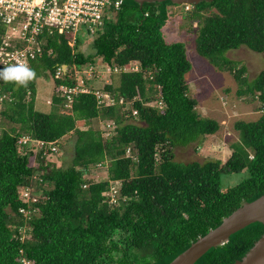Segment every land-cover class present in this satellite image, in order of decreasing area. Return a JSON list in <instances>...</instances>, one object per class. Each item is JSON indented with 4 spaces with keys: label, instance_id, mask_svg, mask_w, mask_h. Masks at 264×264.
Masks as SVG:
<instances>
[{
    "label": "trees",
    "instance_id": "obj_1",
    "mask_svg": "<svg viewBox=\"0 0 264 264\" xmlns=\"http://www.w3.org/2000/svg\"><path fill=\"white\" fill-rule=\"evenodd\" d=\"M174 6L123 1L90 44L92 54L54 34L30 65L36 79L27 86L0 81V99L8 96L1 114L18 126L0 134V264H169L244 203L264 195V71L249 81L246 68L225 57L241 47L264 56V0L202 2L189 16L199 26L197 54L232 75L239 97L261 105L258 120L235 123L240 141L224 163L175 161V148L214 135L219 124L196 112L185 80L191 64L184 43L165 40ZM96 58L112 73L120 70L117 86L102 91L114 105L99 106L93 93H78L67 109L55 88L51 113L35 110L38 78L74 87L75 79H56V71L93 66ZM100 120L115 125L108 138L91 125ZM70 134L76 140L66 168L47 161L54 154L48 149L34 152L31 143H19L28 137L60 147ZM97 167L106 169L105 179L91 177ZM243 171L242 182L222 188V175ZM115 184L117 203L111 205L103 194ZM26 189L40 192L36 203L21 200ZM263 233V224H251L195 264H234Z\"/></svg>",
    "mask_w": 264,
    "mask_h": 264
},
{
    "label": "rangeland",
    "instance_id": "obj_2",
    "mask_svg": "<svg viewBox=\"0 0 264 264\" xmlns=\"http://www.w3.org/2000/svg\"><path fill=\"white\" fill-rule=\"evenodd\" d=\"M170 17L163 29L165 40L168 43L182 42L185 46L186 56L191 64V70L185 75L186 83L189 87V95L197 101L196 112L200 117L215 120L219 124V130L212 136L205 137L200 142H195L187 147H177L174 149L175 161L178 163L199 162L207 160H218L224 163L231 154L230 146L240 141L239 133L234 125L238 121L253 122L262 115L261 105L252 97H239L237 94L238 86L232 75L227 71H220L212 66L206 59L199 56L196 52L195 40L198 31V22L191 21L189 16L192 6L177 5L169 7ZM204 17L209 13H203ZM85 33L81 37L84 39ZM91 43L82 44L81 49L86 55L92 54ZM225 57L235 63L237 67H245V77L251 81L258 74L264 71V56L255 53L246 47L228 52ZM107 66L101 63L99 58L95 59V64L84 65L78 71L65 69L63 73L69 78H73L79 83L84 80L89 89L102 92L108 85L117 86L118 73L107 72ZM54 79L50 76L41 77L36 80L35 110L50 114L52 111L51 98L55 93ZM8 96L0 99V134L11 132L12 128L18 126L9 123L1 114L4 110V100ZM28 99V97H27ZM152 103L151 105H153ZM108 121H93L92 126L101 130L105 138L109 137L106 124ZM83 123L78 126L84 129ZM76 137L74 134L66 136L57 153L47 156V161L56 167L66 168L73 156ZM35 159H30V166L35 167ZM108 166V165H107ZM94 180L105 179L107 171L105 168L97 167L91 171ZM40 172H36L38 177ZM247 177V172L234 174H224L221 177L222 188L227 189L236 186ZM34 193V192H33ZM40 197V192L34 193Z\"/></svg>",
    "mask_w": 264,
    "mask_h": 264
},
{
    "label": "built area",
    "instance_id": "obj_3",
    "mask_svg": "<svg viewBox=\"0 0 264 264\" xmlns=\"http://www.w3.org/2000/svg\"><path fill=\"white\" fill-rule=\"evenodd\" d=\"M122 3V0H0V68L19 62L30 66L39 60L43 54V46L54 34L65 37L71 47L92 43L103 31L106 21L113 19ZM82 33H85L84 39L81 37ZM107 68V72H111ZM64 70L65 66L60 67L55 78H64ZM119 71L114 70L117 73ZM56 92L65 98L67 109L71 108L73 98L78 93H93L99 106L114 105L109 94L87 88L84 80L74 87L58 85ZM133 115H136L135 111ZM114 129V124H106L105 130H108L109 135ZM19 143H31L34 152L48 149L51 153H57L59 148L58 144H45L28 137L22 138ZM20 192L23 202H37L39 196H34L33 191L26 189ZM117 194L118 184H115L103 195L114 205L117 203ZM21 212L26 213L25 210Z\"/></svg>",
    "mask_w": 264,
    "mask_h": 264
},
{
    "label": "water",
    "instance_id": "obj_4",
    "mask_svg": "<svg viewBox=\"0 0 264 264\" xmlns=\"http://www.w3.org/2000/svg\"><path fill=\"white\" fill-rule=\"evenodd\" d=\"M126 1V0H122ZM140 7L144 3L171 2L174 5L196 6L202 2L214 0H132ZM67 67L65 66V69ZM254 223L264 225V195L252 202L244 203L240 208L224 218L221 224L206 235L192 243L189 248L178 255L169 264H195L210 249L225 245L230 237ZM234 264H264V233L247 254Z\"/></svg>",
    "mask_w": 264,
    "mask_h": 264
},
{
    "label": "clouds",
    "instance_id": "obj_5",
    "mask_svg": "<svg viewBox=\"0 0 264 264\" xmlns=\"http://www.w3.org/2000/svg\"><path fill=\"white\" fill-rule=\"evenodd\" d=\"M37 78V72L25 62L12 63L0 68V81L12 83L16 86H27Z\"/></svg>",
    "mask_w": 264,
    "mask_h": 264
},
{
    "label": "crops",
    "instance_id": "obj_6",
    "mask_svg": "<svg viewBox=\"0 0 264 264\" xmlns=\"http://www.w3.org/2000/svg\"><path fill=\"white\" fill-rule=\"evenodd\" d=\"M92 178H94V176H91ZM101 180V179H100Z\"/></svg>",
    "mask_w": 264,
    "mask_h": 264
}]
</instances>
